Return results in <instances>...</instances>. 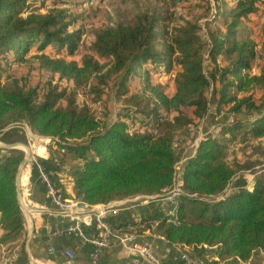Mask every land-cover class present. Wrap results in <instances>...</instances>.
I'll use <instances>...</instances> for the list:
<instances>
[{
	"label": "trees",
	"instance_id": "obj_1",
	"mask_svg": "<svg viewBox=\"0 0 264 264\" xmlns=\"http://www.w3.org/2000/svg\"><path fill=\"white\" fill-rule=\"evenodd\" d=\"M48 1L41 0L42 5ZM62 1L51 0L52 9L40 14L31 10L38 0H0V68L25 63L35 48L42 68L73 84L70 92L49 84L41 95L18 82L0 84V141L26 144L24 124L50 137L52 146L75 162L70 171L75 197L107 206L170 189L175 163L195 136L177 150L174 142L207 123L183 164L184 193L174 208L176 225L163 217L145 229L190 248V256L203 264H242L264 255V159L249 157L241 163L227 157L240 142L256 144L264 152V29L260 56L257 44L241 32L247 22L255 28L264 0H212V7L206 0L205 36L198 21L175 24L162 6L149 8L130 22L97 31L92 55L80 63L67 59L78 53L84 32L74 27L76 19L57 8ZM219 59L226 64L220 65ZM258 59L259 72L252 74ZM152 76L172 78L174 93L167 95L165 85L155 84ZM91 80L95 85L90 86ZM135 80L141 85L136 89ZM111 83L123 106L107 123L77 102V90L89 87L96 102ZM136 116L139 129L129 133L127 121L135 122ZM3 152L0 245L9 252L18 248L11 264H29L16 186L23 152Z\"/></svg>",
	"mask_w": 264,
	"mask_h": 264
},
{
	"label": "built area",
	"instance_id": "obj_2",
	"mask_svg": "<svg viewBox=\"0 0 264 264\" xmlns=\"http://www.w3.org/2000/svg\"><path fill=\"white\" fill-rule=\"evenodd\" d=\"M261 17L262 15L254 19L256 21L255 29L260 28L262 23ZM127 123V131L129 133H133L139 129L133 120H128ZM202 125L203 123L201 122L199 125L190 128L188 130V137L176 139L173 148L175 150L179 149L182 143L184 141L188 142L192 136H195V139L190 146L194 147L200 138ZM25 130L27 143L17 144V149L23 152V159L16 175L18 202L21 212L23 210L27 213L25 217H34L36 211L31 201L33 181L37 179L42 184L46 199L55 211V215L62 220V223L54 229L46 223L41 227L47 242L46 255L49 258L59 256L66 259L68 264H79L77 262L76 250L88 249L87 258L89 262L91 264H99L105 251L117 250L123 252L128 259H131V264H160L153 244L140 232L142 224L133 209L153 204L156 206V209H160L163 212V217H167L166 222L168 224L176 225L174 208L177 205L178 198L184 193L181 180L183 164L186 160L184 153L175 163L172 187L163 191L162 194L155 196L137 195L120 201L118 204L92 206L75 196L69 195L68 190L60 181L63 175L71 171V168L57 149L52 146V139L34 133L27 126ZM40 148L41 152H38ZM23 167L28 168V173L24 180L21 175ZM251 179H249V182ZM70 181L73 183L72 179ZM37 210H43V208L40 207ZM120 212L128 213V220L125 224H110L107 220L108 216L111 214L117 215ZM163 217L153 218L148 224L156 226ZM61 238L76 240L78 244L77 248L64 247L57 250L55 242ZM17 252H9L5 245H0L3 263L11 264L12 261L17 259ZM9 253L10 256H8ZM183 258L197 264H203L198 259L192 258L189 254L183 255Z\"/></svg>",
	"mask_w": 264,
	"mask_h": 264
},
{
	"label": "rangeland",
	"instance_id": "obj_3",
	"mask_svg": "<svg viewBox=\"0 0 264 264\" xmlns=\"http://www.w3.org/2000/svg\"><path fill=\"white\" fill-rule=\"evenodd\" d=\"M206 0H193L192 2L178 3L177 5L171 4V0H63L57 8L63 9L67 14L71 15L76 19L74 24L75 28L81 29L84 32L83 43L79 48L78 53L72 58H68L67 61H75L80 63L82 57L86 55H92L90 51V46L94 41V35L97 31L111 27L117 22L126 21L130 22L136 15L156 6H162L170 14L173 15L175 24H183L185 20L198 21L202 26L201 35L205 36V31L203 24L205 19V8ZM210 1L211 7L214 6L212 0ZM51 0L45 5H42L41 0H38L37 4L31 7L32 11L40 14H46L52 6L50 5ZM264 8L261 11V26L259 29L252 27L251 22L244 23L242 25V33L245 36H249L257 44V52L260 56L263 52L261 49V42L263 41V29H264ZM50 55L61 58V54H55V52L50 51ZM39 53L35 51V48L31 50L30 56H27L26 62L18 63L15 65L4 64L0 68V84L1 85H12L14 82L21 83L23 86L37 88L41 95L47 88L49 84L56 85L60 89H66L70 92L73 89V84L66 79H60L57 74H53L50 71L42 68L37 61L36 57ZM103 62V61H102ZM207 63H205L206 65ZM220 65H225L226 61L219 59ZM260 60H256L252 69L253 74L259 72ZM167 77H162L158 79L152 76L153 82L165 85V92L167 95H171L173 90V79H166ZM90 86L95 85V81H90ZM132 86L136 89L140 87V83L136 80L132 82ZM89 87H81L77 90V102L79 104H87L94 112V114L106 121L111 123L117 118L118 110L123 106L121 101H117L114 96V85L111 83L110 89H108L105 94L96 102L94 101L93 94L88 91ZM211 93V91H210ZM210 99L211 97L208 96ZM256 97H260V91L257 92ZM60 104L65 106V101H61ZM213 108V106H212ZM210 110V109H209ZM209 113V112H208ZM134 118L136 126L139 127L140 121L138 116ZM204 129L209 128V124L202 125ZM25 133L26 125L21 126ZM203 129V130H204ZM26 136V133H25ZM201 137V134H200ZM27 138V137H26ZM264 142V139L260 140ZM1 144H4L0 141ZM20 145V144H19ZM256 144L244 143L237 144L232 150L228 152L229 161L244 162L249 157L251 159H264V152L255 146ZM193 148L189 145L184 152L185 155H190ZM0 154L4 155L3 149L0 148ZM64 158V156H63ZM252 176H249V179ZM13 248H16L13 247ZM7 255V253H6ZM10 256V253L8 254ZM28 258V256H27ZM29 261V259H28ZM84 264H91L87 259H84ZM42 264H49L41 261ZM0 264H8L2 262V255L0 253ZM250 264H264V258L261 253L254 256Z\"/></svg>",
	"mask_w": 264,
	"mask_h": 264
},
{
	"label": "crops",
	"instance_id": "obj_4",
	"mask_svg": "<svg viewBox=\"0 0 264 264\" xmlns=\"http://www.w3.org/2000/svg\"><path fill=\"white\" fill-rule=\"evenodd\" d=\"M253 74V73H252ZM258 74V73H257ZM174 93V82H173V90L171 92V95ZM170 95V96H171ZM194 148V147H192ZM194 150H192V153ZM64 160L66 163L72 167V165L75 163L73 161L72 156L70 155H63ZM3 157V155L0 154V159ZM71 175L70 172L66 175H63L61 177L60 181L63 183L64 187L68 190L69 195L75 196L73 191V183L70 181ZM125 200V199H124ZM31 201L33 203L35 214L34 217H25L23 214L27 233L29 232L30 228L33 227V234L29 241V254L32 257L33 260L38 261L37 263H40L41 261L47 262L49 264H68L67 260L62 257H55V258H49L46 255V248H47V242L45 239V235L43 234L41 227L43 224H48L52 229L58 227L62 220L59 219L55 215V211L50 206L48 200L46 199L44 188L42 184L39 183L37 179H34L33 185H32V195H31ZM119 200L114 202V204H118ZM99 206V205H97ZM42 207L43 210H37V208ZM134 213L137 215L140 223L142 224V227L140 229L141 234L151 241L154 247V251L156 253V256L160 262V264H197L193 261L186 260L183 258V255L189 254L190 255V248L173 244L168 241H166L162 236L155 234V233H149L148 230L145 229V225H150L148 222L152 220L153 218H161L163 217V212L160 209H156V206L151 204L148 206H140L133 209ZM110 224L112 225H123L128 220V213L126 212H120L117 215H109L107 219ZM32 225V226H30ZM152 226V225H150ZM78 244L76 240L71 238H61L58 239L55 242L56 249L60 250L64 247H71V248H77ZM7 249L9 248L6 246ZM87 250L88 249H77V262L79 264H84V259L87 261ZM18 251V248L11 249V252ZM18 254V253H17ZM263 255V254H262ZM264 258V255H263ZM253 259V258H252ZM252 259L249 262H246L250 264ZM30 264V262L28 261ZM99 264H131V259H128L126 255L123 252L117 251V250H109L105 251L103 253V256L100 260Z\"/></svg>",
	"mask_w": 264,
	"mask_h": 264
},
{
	"label": "water",
	"instance_id": "obj_5",
	"mask_svg": "<svg viewBox=\"0 0 264 264\" xmlns=\"http://www.w3.org/2000/svg\"><path fill=\"white\" fill-rule=\"evenodd\" d=\"M17 146H18L17 144L9 145V144H1L0 143V148L3 149V150H6V149H17ZM22 213L27 216V213L25 211L22 210ZM30 226H32V225H30ZM32 234H33V227H31L29 232L27 233V237H26V241H25V251H26V254L28 256L29 262L31 264H35V261L32 259V257L29 254V248H28L29 241H30V238H31Z\"/></svg>",
	"mask_w": 264,
	"mask_h": 264
},
{
	"label": "bare ground",
	"instance_id": "obj_6",
	"mask_svg": "<svg viewBox=\"0 0 264 264\" xmlns=\"http://www.w3.org/2000/svg\"><path fill=\"white\" fill-rule=\"evenodd\" d=\"M38 152H41V148L38 150ZM27 173H28V168L27 167H25V168L23 167L21 169V175L23 177V180L25 179V176L27 175ZM35 264H39V263L35 262Z\"/></svg>",
	"mask_w": 264,
	"mask_h": 264
}]
</instances>
